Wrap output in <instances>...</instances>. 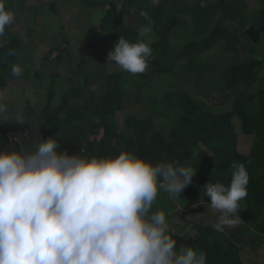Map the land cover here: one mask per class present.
Returning <instances> with one entry per match:
<instances>
[{
    "label": "rangeland",
    "instance_id": "1",
    "mask_svg": "<svg viewBox=\"0 0 264 264\" xmlns=\"http://www.w3.org/2000/svg\"><path fill=\"white\" fill-rule=\"evenodd\" d=\"M170 1L173 0H111V4L119 8L129 2L125 24L135 28L140 41L150 46L164 40L174 52H182L185 56L175 63L174 73L147 80L141 74L132 75L108 65L107 59H103L105 52L102 53L100 47H104V38L99 29L101 8L91 7L84 0H7L8 7L15 13V21L0 37V47L11 41L21 45L17 56L8 65L0 66V90L5 92L10 110L29 104L41 112L47 105L51 87L54 88L51 106L58 107L63 93L73 89L71 98L59 113L64 119L70 108L80 110L86 105L98 104L105 97L106 77L121 73L127 94L120 108L101 112L91 117L90 122L109 127L112 137L124 134L147 140L154 131H162L176 148H189L203 160L225 157L230 165L221 173V180L230 184L232 165L244 163L256 135L264 133V65L254 70L251 80L229 87L220 74L222 66L229 65V54L222 43L209 49L201 48L203 53L196 57V66L192 69L189 54L201 41L196 34H205L202 37L206 40L219 24L234 25L242 32V39L250 41L246 28L257 21L264 24V2L227 3L223 10L207 13L203 11L204 6L218 0H186L193 7L188 16L189 26L181 30L176 25L164 35L158 21L162 8ZM83 57L86 62H82ZM235 58L243 62L248 56L236 55ZM14 64L23 68L18 78L11 74ZM149 70L148 64L143 74ZM160 100L167 103L165 115L150 114L149 105ZM86 121L85 117L60 128L57 138L60 151H66V144L73 143L74 133ZM18 146L15 137L0 133V150H28ZM249 206L256 212L254 220H242L237 213L246 223V231L236 232L231 237L224 234L217 237L221 240L217 239L218 242L228 241L235 245L229 264H264V253L259 259L254 252L255 245L251 244L254 241L264 252V194L246 197L241 207ZM176 207L186 211L193 208V204L186 205L171 194L166 197L160 192L153 211L163 210L167 215H175ZM179 223V227L184 225L181 220Z\"/></svg>",
    "mask_w": 264,
    "mask_h": 264
},
{
    "label": "clouds",
    "instance_id": "2",
    "mask_svg": "<svg viewBox=\"0 0 264 264\" xmlns=\"http://www.w3.org/2000/svg\"><path fill=\"white\" fill-rule=\"evenodd\" d=\"M14 21L7 0H0V37ZM151 54L148 43L120 36L107 60L138 75ZM11 74L18 78L23 68L14 64ZM6 99L0 90V121L24 122L22 110L11 111ZM59 147L50 136L28 150H0V264H208L204 250L177 247L165 211H153L160 192L179 197L191 184V166L153 163L129 151L70 155ZM232 169L230 184L203 186L209 205L196 216L220 232L240 225L237 213L247 197L245 164Z\"/></svg>",
    "mask_w": 264,
    "mask_h": 264
},
{
    "label": "trees",
    "instance_id": "3",
    "mask_svg": "<svg viewBox=\"0 0 264 264\" xmlns=\"http://www.w3.org/2000/svg\"><path fill=\"white\" fill-rule=\"evenodd\" d=\"M84 1L87 5L99 7L103 11L102 19L99 23V29L104 38L102 41L104 47H100L101 52H105L103 59H107L109 51L113 50L120 36L132 42L139 40L135 28L125 24V15L128 13L127 3L129 2H124V5L119 8L117 4H111V0ZM241 1L243 0H218L216 3L206 4L203 11L207 13L220 11L223 10L227 3L236 5ZM259 2L263 3L264 0H259ZM192 12L193 7L186 0L170 1L161 10L158 21L159 28L164 35H168L176 25L180 26L181 30H185L189 26L188 16ZM246 34L250 41L242 39V32L231 24L217 25L206 40H203L205 34H196L199 35L201 41L196 45V49L189 54L191 69L196 66V57L203 53L201 48L206 47V49H209L216 43H222L225 52L229 54V65L222 66L220 70L226 85L232 87L236 83H244L251 80L254 70L264 63V24L258 21L251 24L246 28ZM150 46L152 53L148 58L150 70L148 73L141 74L147 80L174 73L175 63L185 57L182 52H174L164 40L153 43ZM19 48H21V45L14 41L1 46L0 66L8 65L17 56ZM9 50H14L16 54L9 55ZM232 54L233 56L231 57L230 55ZM236 55H245L248 58L242 62L239 58L233 59ZM82 59V62H86V58L83 57ZM72 72L76 73V70ZM105 85V97L98 104L82 106L83 108L80 110L70 108L68 116L64 119L59 117V113L63 111L65 102L71 98L70 93L73 89L64 92L60 106L53 108L51 99L54 96V88L51 87L47 95V105L41 112L35 111L29 104L12 109L11 111L13 112L21 109L25 121L22 123H18L14 119L0 121V133L3 135L10 134L17 139L19 146L30 149L38 141L39 137L47 139L50 136H56V138H59V130L62 126L83 120L86 117L88 121L74 133L73 143L71 141L65 146L66 151L70 155L79 152V154L89 157H103L115 156L121 151H129L153 163L179 161L181 164L191 166L193 170H198L200 173L193 177L191 184L179 194V197L172 196V198L174 197L176 201L183 202L186 205L201 202L209 203L208 198L202 194L203 186L210 182H222L221 173H224L230 165L228 159L225 157H207L203 160L201 157L195 156L194 152L189 148H176L175 143L166 139L162 131H154L147 140L139 137H126L124 134L112 137L109 127L103 124H92L90 119L101 112L109 113L120 108L121 101L127 94V89L124 87V79L121 73L107 76ZM165 105L167 103L161 100L154 101L149 105L148 110L152 115L164 116ZM115 140H117L116 143ZM244 164L249 173L247 198L263 195L264 133L259 132L256 135L254 146L245 157ZM161 193L166 197L170 196L167 192L162 191ZM260 207L261 204L258 203V208ZM238 212L242 220H254L256 218V212L252 206L241 207ZM191 229H193L192 232L190 230L185 234H174V238L177 240V247L191 246L198 251L204 250L207 253L208 264H229L231 252L235 245L228 241L221 243L213 240L212 235L216 230L213 228L212 223L205 225L201 222H195L191 225Z\"/></svg>",
    "mask_w": 264,
    "mask_h": 264
},
{
    "label": "crops",
    "instance_id": "4",
    "mask_svg": "<svg viewBox=\"0 0 264 264\" xmlns=\"http://www.w3.org/2000/svg\"><path fill=\"white\" fill-rule=\"evenodd\" d=\"M264 65V64H263ZM209 203H204V202H201V203H197V204H193V208H189L188 210H180L179 208H175V215L174 214H166L167 215V218H168V221H169V224L171 225L170 227L172 228V231L174 234H185L187 232H189L191 230V225L195 222H201L202 224H210L211 221L209 218L201 215L199 219L196 218V216L200 213H205L207 211V207H208ZM182 221L184 222V225L183 226H178L180 223L179 221ZM241 223L240 225L237 227V228H234V229H228L226 231H223V232H219V231H216V233H214L212 235V239L213 240H217L218 238V235L221 234L220 236H222V234H224L225 236H232L234 233L236 232H243L246 231L247 229V226H246V223H244L241 219H240ZM218 233V234H217ZM241 238H244V235H241ZM218 241H221L218 239ZM223 241V240H222ZM254 246V252L255 254H257V257L260 259L261 258V255L264 253L262 248L256 244H254V241H252V243ZM245 245V244H244ZM248 245V244H246Z\"/></svg>",
    "mask_w": 264,
    "mask_h": 264
},
{
    "label": "water",
    "instance_id": "5",
    "mask_svg": "<svg viewBox=\"0 0 264 264\" xmlns=\"http://www.w3.org/2000/svg\"><path fill=\"white\" fill-rule=\"evenodd\" d=\"M115 143H116V140H115Z\"/></svg>",
    "mask_w": 264,
    "mask_h": 264
}]
</instances>
